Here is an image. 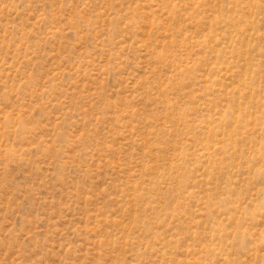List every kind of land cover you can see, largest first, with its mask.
<instances>
[{
  "label": "rangeland",
  "instance_id": "rangeland-1",
  "mask_svg": "<svg viewBox=\"0 0 264 264\" xmlns=\"http://www.w3.org/2000/svg\"><path fill=\"white\" fill-rule=\"evenodd\" d=\"M0 264H264V0H0Z\"/></svg>",
  "mask_w": 264,
  "mask_h": 264
}]
</instances>
